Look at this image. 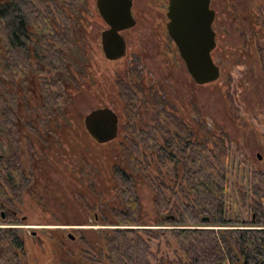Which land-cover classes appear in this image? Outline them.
<instances>
[{"label":"rangeland","instance_id":"374dc122","mask_svg":"<svg viewBox=\"0 0 264 264\" xmlns=\"http://www.w3.org/2000/svg\"><path fill=\"white\" fill-rule=\"evenodd\" d=\"M261 2L213 1L218 42L214 59L221 68V77L214 84L197 87L166 32L169 0L135 1L137 25L124 33L129 58L110 67L105 64L101 48V33L106 27L92 16L96 0H87L69 52L76 83L70 84V101L63 110L69 117L82 116V120L76 123L70 119L60 120L57 131L46 132L48 140L43 144L49 148L37 150L33 155V168L29 167L26 154L24 157L27 170L32 168L36 177L34 196L29 199L25 195L24 205L19 207L18 220L24 224L19 228L26 229L32 236L28 243L33 246L24 264H86L76 254L97 246V231L112 227L104 225L103 221L111 217L112 207H121L114 172L117 167L125 166L121 147L125 135L111 145L99 147L85 130L84 117L103 106H111L121 114L125 111L115 84L119 75L134 77L136 74L137 85L151 99L156 97L147 89L153 81L154 88L159 89V97L202 138L215 133L226 134L229 146L227 206L230 208L227 216L245 223L252 220L249 203L243 204L239 192L249 188L253 171L264 172V54L259 51V47L264 46V26L259 24L257 16ZM140 110L145 114L144 108ZM6 154L7 145L0 140V155ZM135 183L141 223L153 225L140 227L175 228L164 226L171 224L154 226L162 217L154 203L152 186L139 176L135 177ZM70 228L79 232H72ZM69 234L75 237L73 244ZM168 237L172 248L163 243L162 255L185 259L174 238Z\"/></svg>","mask_w":264,"mask_h":264},{"label":"trees","instance_id":"16d2710c","mask_svg":"<svg viewBox=\"0 0 264 264\" xmlns=\"http://www.w3.org/2000/svg\"><path fill=\"white\" fill-rule=\"evenodd\" d=\"M85 2L0 0V140H4L10 151L0 156V264H24L33 250L32 244L28 243L32 236L26 229L19 228L23 222L7 213L5 220L2 218V206L19 214V207L24 205V190L29 188L22 180L19 97L14 90L20 80L26 81L28 72L36 73V66L39 75L49 71L51 78L42 83L45 98L42 110L61 112L65 109L66 81L74 79L68 51L75 18ZM260 20L264 26V7ZM259 51L263 55L264 46L259 47ZM32 60H36L35 63L32 64ZM3 76L10 77L12 91L6 89ZM138 101L132 99L133 104L137 105ZM137 138L138 153L139 145H146V142L152 144L153 150L159 147L155 152L160 165L153 168V175L160 180L167 173L179 188V192H174L178 197L173 198L165 192L161 180L150 183L159 216H176L173 221L160 219L154 226L171 224L164 226L175 228L140 227L153 225L141 223L135 177L143 175L150 179L151 176L149 168L130 162V168L117 167L114 172L121 207H112L111 217L105 218L103 224L115 228L99 229L98 245L76 257L86 264H264V172L253 171L248 191H242L241 201L245 205L249 203L255 220L248 223L238 218L232 220L227 216L230 210L227 206L229 168L223 148L218 147L216 151L213 141L185 142L175 136L174 140L166 141L168 151L156 141L155 135ZM168 152L172 154L171 158L167 157ZM126 155L129 160L134 159V152H126ZM181 161L185 163L178 164ZM203 217L211 220L202 222ZM203 226L219 229L197 228ZM247 226L262 229L243 228ZM169 235L186 260L162 255L163 243L172 248Z\"/></svg>","mask_w":264,"mask_h":264},{"label":"flooded vegetation","instance_id":"af4514ba","mask_svg":"<svg viewBox=\"0 0 264 264\" xmlns=\"http://www.w3.org/2000/svg\"><path fill=\"white\" fill-rule=\"evenodd\" d=\"M136 1V0H135ZM213 1L211 2V7L213 9ZM87 4L86 2L83 4V6ZM135 4V2H134ZM81 7L79 14L77 18H75V23L73 25V37H72V42L68 51V56L69 52L72 50L73 46V39L74 36L77 33L78 29V24L80 21V15L82 13V8ZM263 7H264V0L258 5L257 7V16L259 20V24L262 25L260 18L262 17L263 14ZM214 10V9H213ZM133 15L135 16V5L133 6ZM215 11V10H214ZM216 14V11H215ZM92 16H96L103 22V25L106 27L105 30L101 33V48L105 57V64L110 66H116L117 64H120L124 62L126 59L129 58V48H128V43L127 44V53L124 57L117 59V60H109L106 57L104 48H103V42H102V35L103 33L109 29V26L107 25L106 21L104 18L101 16L99 8H98V0H96L95 4V10L94 13H92ZM136 19V18H135ZM216 19V17H215ZM215 22V21H214ZM168 24V23H167ZM214 28V24H213ZM133 29V28H132ZM131 30V29H130ZM129 31V30H128ZM127 32V31H126ZM125 33V32H124ZM123 33V35H124ZM169 34V33H168ZM170 36V35H169ZM125 37V36H124ZM171 38V37H170ZM173 41V40H172ZM27 43V42H26ZM174 43V41H173ZM175 48L177 52H179L176 44L174 43ZM218 46V42H217ZM216 46V48H217ZM216 50V49H215ZM215 50L212 52V57L214 59V53ZM179 57L183 64L186 67L185 60L182 58L179 52ZM36 60H32V64L35 63ZM215 61V59H214ZM69 64H70V69L72 71V74L74 76L73 80H67L66 81V92L67 95L65 96L66 98V107L70 101V84L71 83H76V77L73 72L72 65L70 63V56H69ZM34 69L36 70V73L28 72L27 73V78L26 81L20 80L18 83V86L14 90L18 97V115H19V121H18V126L20 127V144H19V149H20V157L22 160V170L24 173V177L22 178L23 181H26L29 184V188L24 190V196L26 195L27 198H31L34 196L36 187V177L33 173V155L36 154L37 150L41 151L43 147L49 148V146L43 144L44 141H47V137L45 136L46 132L50 131L49 133H52L54 131H57L58 129V123L61 124L59 121L60 120H75V123L77 121L82 120V116H72L69 117L70 115L67 113H63V111H43L42 110V104L45 100L42 88L44 85L42 83H47V81H43L44 79L51 80L50 78V72L47 71L46 74L39 75V69H37L36 66H34ZM187 69V67H186ZM188 71V70H187ZM132 72V71H131ZM189 73V72H188ZM190 75V73H189ZM5 77L6 80V89L8 91H12L11 89V80L9 76H3ZM192 82L195 86L197 87H205L214 83L210 84H205L201 85L198 84L194 78L190 75ZM42 79V80H41ZM137 79L136 74L129 76V75H119L115 79V84H116V89L118 92V100L121 104H123L125 111L121 114V112H118L115 108L111 106H103L100 108H96L91 110L89 113H91L94 110L101 109V108H108L112 110L118 117V136L115 140L107 142V143H99L97 142L92 135L90 134L87 125H86V116L89 114L87 113L84 117V128L86 132L90 135V137L93 139V141L96 143L97 146L99 147H105L108 145L113 144L115 141H118L122 134L125 135V140L121 144L122 147V153L124 157V167H119V168H130L131 163L133 162L134 165H139V167H145L149 168L148 173L150 174V179H147L150 183L156 181V178L153 175V168L159 166V159L158 155L156 154L155 151L158 150L159 147H156L155 150L150 148V145H152L149 142H146L147 144H140L139 149H140V154L136 151V148L138 146L139 140L138 136H143V138L149 137L150 135H155V139L161 147L165 148L166 150L169 151L168 148V143L166 141L169 140H174L175 136L178 137V140L185 139V142H209L213 141L214 149L217 151L218 147L223 148L226 152L227 156V164L229 168V146H228V138L226 134L220 133V134H213L206 136L205 138H202V136L198 133L197 130H195L190 123H186L183 118H181L180 115H177L174 113L172 109L161 99L162 97H159V89L154 88L153 81L151 84V88H148L147 90L152 94L155 95L156 98H148L146 95L145 91L140 89V87L137 85ZM143 81V80H142ZM124 95L128 97L125 99ZM132 99L134 100H139L136 104L132 103ZM141 99V100H140ZM162 106V108H161ZM144 108L146 111L145 114H143V110L141 111L140 109ZM161 108V110H159ZM138 109L137 111H135ZM140 110V111H139ZM69 117V118H68ZM144 118H147L146 121ZM81 127L83 129V122L81 123ZM123 131H125L123 133ZM138 135V136H137ZM150 139V138H149ZM7 145V144H6ZM215 146H217L215 148ZM8 153L9 147L7 145ZM189 150V149H188ZM126 152L132 153L134 152V159L129 160ZM169 153V152H168ZM25 154L27 155L28 158V165H32L31 169L27 170L29 167H27L24 157ZM7 155V154H6ZM1 156V155H0ZM172 154L169 153L167 155L168 158H171ZM259 160L261 159V156H258ZM185 161H181L178 164H184ZM37 164V163H36ZM29 171V172H28ZM256 172V171H254ZM260 172V171H258ZM263 172V171H261ZM139 177L145 178L143 175H138ZM146 179V178H145ZM158 179V178H157ZM171 179V181H170ZM174 178L167 173L162 177L161 182L165 184V192L168 194V196L171 197H178V195H174V192H179V188L176 187L174 183ZM228 179V177H227ZM116 181V180H115ZM175 185V186H174ZM116 188H117V183H116ZM229 188V185H228ZM249 188H242V190L239 192V195L241 196V199L243 198V192L248 191ZM116 191V189H115ZM136 191L138 193L137 187ZM243 191V192H242ZM170 194V195H169ZM227 198H229V190L227 194ZM4 209L7 211V214L14 215L18 217L19 214H17V211H14L12 208L8 206H2ZM3 209V210H4ZM167 216V215H166ZM96 219L95 222H97V216L94 217ZM255 213L252 215L253 221L255 220ZM173 221V220H172ZM81 222V221H80ZM83 222V221H82ZM99 222V221H98ZM72 232H79L76 231L75 228H70ZM75 240H71L70 243L73 244ZM88 251V250H87Z\"/></svg>","mask_w":264,"mask_h":264},{"label":"water","instance_id":"95a60500","mask_svg":"<svg viewBox=\"0 0 264 264\" xmlns=\"http://www.w3.org/2000/svg\"><path fill=\"white\" fill-rule=\"evenodd\" d=\"M135 0H98L101 16L109 29L102 35L103 48L109 60H117L127 53L124 32L134 28L137 21L133 15ZM212 0H169L167 29L176 44L186 67L194 80L201 85L218 81L221 68L214 61L216 32L213 28L215 11ZM86 125L92 137L99 143L113 141L118 136V117L108 108L92 111L86 116ZM6 218V212H2ZM175 215L162 216L164 221L175 220ZM203 217L202 222H209ZM71 240H75L69 234Z\"/></svg>","mask_w":264,"mask_h":264}]
</instances>
